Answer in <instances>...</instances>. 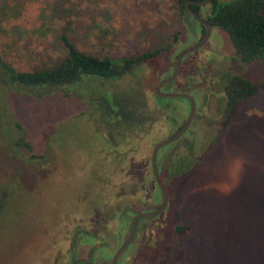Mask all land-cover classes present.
<instances>
[{
  "label": "rangeland",
  "instance_id": "1",
  "mask_svg": "<svg viewBox=\"0 0 264 264\" xmlns=\"http://www.w3.org/2000/svg\"><path fill=\"white\" fill-rule=\"evenodd\" d=\"M199 8L204 16L207 5ZM61 33L78 50L98 58L164 50L154 68L132 74L145 76L144 88L153 102L156 83L171 72L176 54L196 44L200 28L178 12L174 0H0V51L15 69L27 72L39 67V60L60 59ZM206 49L221 53L223 65H230L228 38L212 29L208 44L183 57L179 74L189 78H183L184 85L173 84L170 92L206 81L215 75L214 67L222 68L208 65L213 56ZM236 63L230 70L254 83L258 92L238 106L219 133L225 115L215 110L212 96L219 94L208 83L205 100L196 94L191 128L171 148L158 151L163 150L159 175L168 206L136 233L119 264H264V64ZM133 79L125 76L109 86L125 89ZM168 100L167 115H174L175 107L181 125L188 105L183 99ZM7 105L5 110L0 105V264H53L55 249L66 255V232L75 228L93 233L94 239L79 237L74 256L84 257L100 243L104 248H94L91 258L99 262L102 256L101 264H108L126 238L132 216L160 204L149 155L155 143L174 133L169 117L139 142L121 145L119 156H107L93 124L82 115L87 111L83 102L9 94ZM11 116L34 154L50 152L45 165L23 163L7 148ZM168 150L191 154L194 164L186 175L176 179L167 173L173 161ZM175 212L179 223L190 227L179 239L180 250L173 231Z\"/></svg>",
  "mask_w": 264,
  "mask_h": 264
},
{
  "label": "trees",
  "instance_id": "2",
  "mask_svg": "<svg viewBox=\"0 0 264 264\" xmlns=\"http://www.w3.org/2000/svg\"><path fill=\"white\" fill-rule=\"evenodd\" d=\"M185 1L204 0H174L181 15L186 12ZM189 7L197 15L200 14L199 7L191 5ZM199 16L210 24L211 29L226 34L232 50V60L242 65L252 62L264 64V0H212L207 5L206 14ZM176 37L177 35H174L172 41ZM58 40L64 51L63 56L57 61L39 60L40 66L27 72L19 71L5 62L0 51V105L4 110L8 109L9 94L34 99L62 98L81 101L87 106V111L82 115L93 124L96 140L100 141L107 156H119L123 148L121 145L129 147L133 142H139L155 125L166 123L168 117V125L178 128L176 108L174 107V115H167L170 111L168 110L170 100L153 95V102H150L143 84L145 76L138 73L135 78L132 75L135 71L142 72L144 67L154 68L164 50L145 51L128 58L114 59L107 56L98 58L78 50L64 33L58 36ZM125 76L134 78L127 88L117 89L109 86L111 82H116ZM185 76L179 74L175 83L182 85ZM225 81L223 86L225 118L217 133L229 123L238 106L259 90L254 83L241 75L227 77ZM194 84H191V87L195 88ZM183 92L191 95L197 102L196 93ZM9 127L7 135L12 138L8 139L7 148L14 153V156L20 158L23 163L38 168L45 165L47 154L50 152L34 154L32 146L24 138L20 123L16 119L13 120L12 116ZM217 133L211 137V142ZM176 142L165 147L171 148ZM17 148L25 150L30 155L25 158L24 155L16 153ZM128 154L127 151L121 156L125 157ZM190 155V153L180 155L173 152V161L166 167L167 173L172 178L186 175L194 164L190 160ZM1 193L0 189V198ZM173 231L174 238H178L176 246L180 250L182 245L179 239L190 232V227L179 223L176 212Z\"/></svg>",
  "mask_w": 264,
  "mask_h": 264
},
{
  "label": "flooded vegetation",
  "instance_id": "3",
  "mask_svg": "<svg viewBox=\"0 0 264 264\" xmlns=\"http://www.w3.org/2000/svg\"><path fill=\"white\" fill-rule=\"evenodd\" d=\"M187 1H185L184 2V4L186 3ZM194 6V5H192V4H188L187 6L189 7V6ZM195 7H198V6H195ZM184 9H185V7H184ZM189 9H190V7H189ZM186 11V10H185ZM200 14H198L197 16L200 18V16H199ZM184 16H185V18H187V17H189L191 20H192V22H194L196 25H198L199 26V28H200V37H199V39L197 40V42H196V44L200 41V39L202 38V36H203V33H204V28L198 23V22H196L192 17H191V15L186 11V12H184ZM201 19V18H200ZM184 21H185V19H183ZM202 28V29H201ZM211 36H212V29H211V33H210V36L208 37V39H207V41L198 49V50H200V49H202V47L203 46H205L206 44H208V41H209V39L211 38ZM195 44V45H196ZM194 46V45H193ZM192 46V47H193ZM189 48H191V47H189ZM188 49V48H187ZM186 50V49H185ZM185 50H183V51H185ZM183 51H181V52H183ZM206 51H208V52H210L211 54H212V56H213V58L212 59H210L207 63H208V65H211V62L212 63H214V66H216L218 63V66H222L224 63L226 64V60H225V58H224V55H222L221 53H218L217 51H215V50H207L206 49ZM180 52V53H181ZM194 52V51H193ZM192 53V52H191ZM179 54V53H178ZM178 54H176V56L178 55ZM176 56H175V59H176ZM185 56V55H184ZM183 56V57H184ZM232 56V55H231ZM175 59H174V63H173V67H172V70H171V72L173 71V68H174V65H175ZM185 58H182V60H181V65H182V62H183V60H184ZM228 62H229V64L230 65H227V67H225V65H223L222 66V68H216V67H214V70L216 71V73H215V75L214 76H211V77H209V79L208 80H203V79H201V80H198L197 82H196V84H194L195 85V88L194 87H191V84H186L188 87L187 88H183V87H185V86H181L182 88H179L178 89V92H175V93H184L183 91H192V92H194V93H196V94H200L202 97H203V99L205 100V95H204V93L203 92H206L207 90H206V88H207V84L206 83H208L209 85H211L215 90H214V92H217V94H219V97H214L215 95L214 94H212V96H213V98H214V100L216 101V107H215V110L217 111V112H223V113H225L224 112V107H225V94H224V90H223V86H224V84H225V78H227V77H234V76H238V74L237 73H235V72H233V71H231L230 70V68L232 67V66H235V65H237V61H234V60H232L231 59V57L228 59ZM225 68V69H224ZM180 69H181V67H180ZM171 72L169 73V74H167L164 78H166L167 76H169L170 74H171ZM180 72V71H179ZM179 75V74H178ZM199 76H201V74H199ZM177 78V77H176ZM175 78V79H176ZM189 77L187 76V79H188ZM200 78V77H199ZM161 79H163V78H161ZM161 79H159L158 80V82L161 80ZM175 79L174 80H172L169 84H164L161 88H160V91L161 92H170V90H171V87H172V85L173 84H176L175 83ZM157 82V83H158ZM200 82V83H199ZM157 83H156V85H157ZM156 85H155V87H156ZM182 85H184V84H182ZM155 87H154V89H155ZM154 89H153V95H155L154 94ZM206 90V91H205ZM170 93H174V92H170ZM184 94H187V93H184ZM189 95V94H188ZM156 96V95H155ZM191 96V95H190ZM157 98H160V97H157ZM174 99H178V98H174ZM179 99H182V98H179ZM183 100H185V99H183ZM203 101V100H202ZM186 104L188 105V102L186 101ZM189 107V106H188ZM196 109V108H195ZM188 112V111H187ZM194 115H195V113H194ZM194 115H193V117H194ZM186 118V117H185ZM193 119V118H192ZM185 121V120H184ZM184 121H183V123H184ZM182 123V124H183ZM182 124L181 125H178V128L176 127L175 128V131H177L181 126H182ZM192 124H193V122H192V120H191V122H190V124H189V126H188V128H187V130L184 132V134L188 131V129L189 128H191V126H192ZM174 131V132H175ZM183 134V135H184ZM182 135V136H183ZM181 136V137H182ZM180 137V138H181ZM180 138H178L176 141H178ZM176 141H174V142H176ZM174 142H172V143H174ZM171 144V143H170ZM176 144V143H175ZM169 145V144H168ZM163 148V147H162ZM168 148V147H167ZM166 148V149H167ZM179 148V147H178ZM177 149V148H176ZM179 149H181V150H184L185 149V147H183V148H179ZM165 150V149H164ZM163 151V150H162ZM162 151H160V152H158L157 153V157H156V167H157V173H158V177H159V180H160V182H161V184L163 185V187H164V184L162 183V180L160 179V175H159V170H160V165L161 164H159V162L158 161H160V158H161V152ZM169 152H170V154H169V156H168V160L170 159V158H172V156H173V152H174V150H168ZM175 154H177V153H175ZM150 156V155H149ZM191 156V155H190ZM149 165H150V163H149ZM150 172H151V169H150ZM151 177H152V173H151ZM98 178V181H99V183L100 182H102V180L100 179V178H103V174L102 175H100L99 177H97ZM152 179H153V177H152ZM101 180V181H100ZM104 182V181H103ZM153 182H154V184H155V186H156V188L158 189V187H157V185H156V183H155V181H154V179H153ZM164 189H165V187H164ZM158 191H159V189H158ZM166 191V190H165ZM159 193H160V191H159ZM167 193V192H166ZM168 195V194H167ZM160 203H161V196H160ZM160 205V204H159ZM158 205V206H159ZM157 206V207H158ZM167 206H168V202H167ZM166 206V207H167ZM156 207V208H157ZM155 208V209H156ZM155 209H153V210H155ZM166 209V208H165ZM164 209V210H165ZM152 210V211H153ZM164 210L161 212V213H163L164 212ZM150 212V211H149ZM139 212H136L133 216H132V219H133V217L136 215V214H138ZM160 213V214H161ZM159 214V215H160ZM124 219L125 220H127V216H125L124 217ZM131 219V220H132ZM130 220V221H131ZM150 219H146V218H141V219H139L138 220V222H137V230H136V233L140 230V229H144L145 228V225H146V223L149 221ZM130 221H129V223H130ZM127 221H125V223H126ZM129 223H128V226H129ZM71 224V223H70ZM69 224V225H70ZM127 226V227H128ZM76 230H77V228H75V230H73V231H67L66 232V235H67V238H66V255L63 253V251L61 250V249H58V250H56L55 249V252H54V254H52L53 255V264H61L60 262H61V259H67V260H69V263L68 264H70L72 261H74L75 259H78V258H82V259H85L88 263H90V264H101L102 263V261H103V257L101 256L100 257V260H98L99 262H94L93 260H92V258H91V256H92V252L94 251V248H96V247H103L104 248V246L103 245H101L100 243L99 244H96V245H94V246H91L88 250H87V252H86V254H85V256L84 257H75L74 256V253L76 252V250H77V248H78V244H79V241H78V238L80 237V239L81 238H84V241H86L85 239H88V238H93L94 239V234L93 233H90V234H82L83 233V231H79V233L78 232H76ZM128 233H129V227H128ZM136 233H135V236H136ZM127 236H128V234H127ZM127 236H126V238H127ZM135 236H134V238H135ZM126 238H124V240L126 239ZM134 238H133V240H134ZM98 241H100L101 239H97ZM124 240L119 244V246L113 251V253L111 254V256H110V258H109V260H108V264H111V259H112V257H113V255H114V253H115V251H117V249L120 247V245L124 242ZM132 240V241H133ZM132 241L124 248V250L123 251H121V253L119 254V256L117 257V259H116V261H115V264H119V262H120V260H121V257H122V255H123V253L125 252V250L130 246V244L132 243ZM94 253V252H93ZM40 257L41 258H43V257H45V255H43V254H41L40 255ZM39 257V258H40ZM52 258V257H51ZM44 261L42 260V261H40L39 262V264H42ZM79 264H85V263H79Z\"/></svg>",
  "mask_w": 264,
  "mask_h": 264
},
{
  "label": "water",
  "instance_id": "4",
  "mask_svg": "<svg viewBox=\"0 0 264 264\" xmlns=\"http://www.w3.org/2000/svg\"><path fill=\"white\" fill-rule=\"evenodd\" d=\"M211 1L212 0H204V1H199V2L187 1L184 4L185 10L191 15V17L196 22H198L204 28L203 36L196 45H194L191 48L186 49L185 51L179 53L176 56L173 71L171 72V74L169 76L161 79L157 83V85L154 89V94L157 97L165 98V99L182 98L188 102V106H189L185 121L182 124V126L177 131H175L171 136H169L168 138L155 143L152 146L151 151H150V156H149L150 169H151L152 177H153V179H154V181H155V183H156V185L160 191L161 203L155 210L150 211V212H146V213H138L133 217V219L130 221L129 226H128L129 227L128 236L124 240V242L120 245V247L117 249V251H115V253L111 259V264H115V261H116L117 257L119 256V254L121 253V251H123L124 248L133 240L135 233H136V230H137L138 220L141 218L151 219V218L159 215L167 206L168 195H167L163 185L161 184L159 177H158V173H157V167H156L157 153L162 147L176 141L178 138H180L184 134V132L187 130V128H188V126H189V124L193 118V115L195 113L196 102L193 99V97H191L188 94L161 92L160 88L164 84H169L172 80H174L178 76L179 71H180V67H181V60H182L183 56L186 54H189L193 51L198 50L207 41V39L211 33L210 24L203 21L202 19H200L196 13H194L191 9H189V7L187 5L192 4L194 6L202 7V6L208 5ZM79 263L90 264L85 259H82V258L75 259L70 264H79Z\"/></svg>",
  "mask_w": 264,
  "mask_h": 264
}]
</instances>
